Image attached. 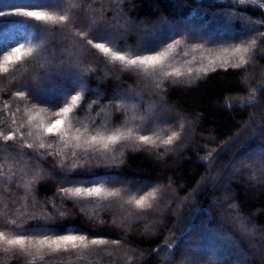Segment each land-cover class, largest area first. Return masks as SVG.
<instances>
[{"label": "trees", "instance_id": "1", "mask_svg": "<svg viewBox=\"0 0 264 264\" xmlns=\"http://www.w3.org/2000/svg\"><path fill=\"white\" fill-rule=\"evenodd\" d=\"M17 9L64 14L69 20L52 25L12 15ZM0 12L6 14L0 16V64L19 43L34 48L9 65L8 73L0 72V133L15 136L5 141L0 135V232L7 238L78 234L106 241L66 252H21L0 240V264H185L180 247L189 241L214 253L208 264H264L251 249L264 248L258 238L264 237V0H0ZM163 23L182 28L149 35ZM140 27L151 29L149 38ZM78 31H90L88 39L129 57L174 45L168 61L185 58L184 70L192 71L152 77L125 68L81 41ZM42 32L52 36L43 50ZM209 33L220 37L208 41ZM177 40L181 43L174 44ZM241 44L249 47L246 63L234 67L240 54L232 49ZM209 60L214 61L209 70L199 71ZM55 70L60 76L52 74ZM35 78L42 85L36 87ZM78 80L82 86L72 87ZM48 86L67 90L56 99L40 98L35 90ZM20 91L44 102L26 104L16 96ZM76 92L83 99L74 123L82 132L132 128L137 137L155 138V144L133 139L109 151L99 146L85 151L45 137L46 147L39 148L28 115L44 109L41 115L50 120L70 99L66 94ZM123 94L129 98H120ZM134 103L140 104L138 111L126 107ZM153 111L166 118L149 119ZM173 131L178 138L161 143ZM251 152L259 158L237 160ZM84 181L120 196L74 197L65 191ZM153 192L151 208L128 203Z\"/></svg>", "mask_w": 264, "mask_h": 264}, {"label": "snow or ice", "instance_id": "2", "mask_svg": "<svg viewBox=\"0 0 264 264\" xmlns=\"http://www.w3.org/2000/svg\"><path fill=\"white\" fill-rule=\"evenodd\" d=\"M12 15H22L34 18L37 21H42L52 25H64L68 22L69 17L64 14H51L49 12L42 11H24L22 9H17L15 12L11 13ZM6 15L5 13L0 12V16ZM90 31H78L75 32V36L79 37L81 41H85L87 45L92 46L97 49L100 53L104 54L106 57H110L113 62L119 61L123 64L125 68H139L145 72L152 71L160 72L165 77L167 76H176L179 77L181 72L179 69H173L171 72L166 71V63L168 61V54L174 47V45H169L167 49L155 52V54H146V55H136V56H126L125 54L114 51L111 47L106 46L105 43H94L93 39H88ZM97 39H103L102 36H97ZM181 41L177 40L174 44H180ZM253 45L255 41L251 42ZM83 47V45H81ZM141 47H143L141 45ZM34 51L32 46H29L25 50V45L19 43L17 47L12 49V53L5 56L3 63L0 64V72L8 73L10 71L9 65L15 64L16 62L22 61L25 57L30 56ZM144 51L151 52V49L144 48ZM228 51V49H224ZM249 47L243 44L237 45L232 49V53L240 54L239 64L233 65L234 67H239L246 63L244 54L248 53ZM219 59V57H217ZM214 61L209 60L208 66L202 67L199 71L207 72L209 66L213 64ZM227 63V61H224ZM63 66V61L60 62ZM78 66V65H74ZM192 70L189 69V72ZM69 79H73V76H69ZM83 91V89H82ZM70 95V99H65V102L62 107H59L55 111L53 118L46 120L41 113L44 109H40L35 113V115H28L27 123L30 128L36 130V140L39 141L38 147L43 149L46 147L44 143L45 137H58L61 142H63L65 147L72 146L74 148H83L85 151L88 149H96V146H99L104 151H109L111 146L118 144L124 140H133L138 139L139 143L149 145L155 144L153 140L148 135H139L136 136L134 129L127 128L126 130H121L116 128L113 131L105 133H95L91 134L85 129L83 132L80 128L75 127L74 118L76 117L77 111L80 107L81 101L83 99L81 92H76L75 95L67 93L66 96ZM16 96L25 101L26 104L30 103L32 99L36 100V104L43 103L39 97L33 95L28 91H20L16 93ZM36 104L32 105V108L36 107ZM19 110V109H18ZM32 109H28L31 112ZM15 123V121H13ZM22 127V126H21ZM183 128V125H180ZM3 136L5 141L13 140L15 138L12 132ZM29 135H32L29 132ZM178 138V133L173 131L166 139H163L161 143L164 145H171L174 140ZM157 139H159L157 137ZM27 147H33V144H27ZM47 147L51 148V144H48ZM67 182L72 183V181L66 178ZM91 184L92 186H86ZM69 195L74 197H118L120 196L119 191H109L101 184L96 181H84L81 186L65 190ZM155 199V193H148L147 195H142L139 198H131L128 203L133 204L137 209L151 208L152 204L149 203L150 200ZM246 232H250V229L245 228ZM0 240H5L7 245L12 247H18L21 252H29L32 249L40 252L44 249H48L50 252H60V251H69L77 249H87L89 246H98L106 243L103 239L93 238L88 240L86 235L78 234H65V235H53L49 237L48 235L43 234H18L12 238L5 237L3 232H0ZM174 258V253L173 257Z\"/></svg>", "mask_w": 264, "mask_h": 264}, {"label": "rangeland", "instance_id": "3", "mask_svg": "<svg viewBox=\"0 0 264 264\" xmlns=\"http://www.w3.org/2000/svg\"><path fill=\"white\" fill-rule=\"evenodd\" d=\"M163 24H165V23H163ZM163 26H162V29H159V27H155L152 30L149 28H145V27H140L139 29L141 30V32L143 31V34H145L147 38H149L150 36H147V34H146L147 30L152 31V32L149 31L150 32L149 35H151V36L156 35V37H158L157 34L160 32H163L164 35H171L172 33L177 31L176 29H178L180 27V26L178 27L176 25L171 27L167 24H165ZM123 28L126 29L127 25ZM180 28H182V27H180ZM188 31H192L195 34H200V30L195 29V28L193 29L191 27H188ZM38 37H39V41H40L39 47H41V49H42L46 46L47 42L50 41L52 36L49 33L42 32V33L38 34ZM218 37H220V36L215 35V34H211V33L204 36V38L208 41L215 40ZM144 38L145 37H141L140 39H144ZM158 40H159V38H156L155 41H153V42L148 41L147 43H146V41L145 42L143 41V43H141V45L142 46H148L149 44L156 43V41H158ZM112 41L115 42L116 40H112ZM172 55H175V54L173 53ZM169 58H170V55L168 56V60H169ZM184 60H185V58L183 59L181 57V58L177 59L175 64L172 63L171 61H167L165 70L171 72L173 69H179L181 72V75L188 73L190 68L184 70V66H185ZM191 67H192V65H191ZM140 72L146 73L147 75L152 76V77H156L157 75H160V76L163 75L160 72H155V73H153L152 71L145 72L142 69H140ZM52 74L54 76H60L61 73L59 70H55ZM163 77H165V76L163 75ZM31 81H32V83H34V85L36 87H38V85H42V83H43V80L41 81L40 78H35V79H32ZM81 86L82 85H80V81L78 80L77 83H75L74 86H72V87L79 88ZM59 90H60V92H59ZM66 90H67V88H63V87L55 88V87H49L48 86L45 89L43 88L42 92L40 89H36L35 92L37 94H39L40 98L49 100V99H56V98L60 97L62 95V93H64ZM101 97H102V95L98 96L99 99H101ZM119 97L123 98L125 100L129 98L128 94H123V95H120ZM139 106H140L139 103H134V104H129L126 107H128L129 109H131L133 111H138V109L140 108ZM158 109H159V111L163 110L161 107H159ZM148 114H149L148 115L149 119H156L157 121H162L166 118L165 115L162 116L161 114H159V112H156V111H153V112L148 113ZM127 119H128V117H127ZM51 138H55V137H51ZM152 139L154 140L155 138H152ZM128 141L129 140H124L121 142H128ZM151 145H153V144H151ZM263 155H264V153L261 154V156H263ZM258 158H259L258 156H256L253 152H251V153H244V154L240 155V157L238 156L237 160L238 161H255ZM113 180H115V179H113ZM243 231L246 232L245 228L243 229ZM258 238L260 240H264V237L258 236ZM188 243H190V244H188ZM188 243L187 244L184 243L182 245V247H180L181 251L183 253L182 256H183L185 264H208V263L212 262V260L214 259V253L212 251H210L209 249L204 250V249H202L203 247H201L200 245H195L194 243L192 244L190 241ZM251 249L253 251L254 256H256L261 261L264 259V248L263 247H260L257 244H253V245H251ZM225 260H226V257H224L223 261H225ZM229 264H243V261L242 260H232L229 262Z\"/></svg>", "mask_w": 264, "mask_h": 264}]
</instances>
